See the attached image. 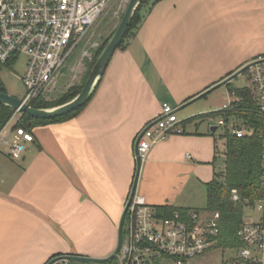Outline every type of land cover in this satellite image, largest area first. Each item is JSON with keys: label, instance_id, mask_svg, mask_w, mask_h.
Returning <instances> with one entry per match:
<instances>
[{"label": "crops", "instance_id": "0c3cea01", "mask_svg": "<svg viewBox=\"0 0 264 264\" xmlns=\"http://www.w3.org/2000/svg\"><path fill=\"white\" fill-rule=\"evenodd\" d=\"M259 56L264 0H158L76 116L33 127L18 160L0 150V264L112 253L136 173L134 136L163 103L177 111L208 98ZM206 100L140 165L135 190L158 209L205 207L220 154L217 118H198L214 112Z\"/></svg>", "mask_w": 264, "mask_h": 264}, {"label": "built area", "instance_id": "2783aa9c", "mask_svg": "<svg viewBox=\"0 0 264 264\" xmlns=\"http://www.w3.org/2000/svg\"><path fill=\"white\" fill-rule=\"evenodd\" d=\"M113 0H0V64H16L23 58V74L17 76L25 87L20 100L28 105L57 90L67 63ZM127 1V0H126ZM129 0L127 1L128 4ZM246 72V86L258 112L264 116V56L252 60ZM219 109H232L235 97ZM176 110L163 103L159 114L146 122L134 136L135 160L140 165L151 149L170 135L181 132ZM20 114L13 116L0 130V149L18 160L31 142V132L17 125ZM216 126L237 138L256 134L261 141L260 197L254 205L259 219L240 223V242L235 256L225 264H264V122L248 127L241 121L218 117ZM189 158V154H187ZM231 199H238L236 189ZM122 242L115 255L117 264H189L190 259L208 250L220 230V213L203 209L175 210L162 217L159 209L148 203L135 189L126 198ZM45 264H73L66 254L52 256Z\"/></svg>", "mask_w": 264, "mask_h": 264}, {"label": "trees", "instance_id": "16d2710c", "mask_svg": "<svg viewBox=\"0 0 264 264\" xmlns=\"http://www.w3.org/2000/svg\"><path fill=\"white\" fill-rule=\"evenodd\" d=\"M157 1L158 0L140 1L117 49H124L126 47L128 40L135 36L144 18ZM115 28L116 27H112L110 33L101 39L100 44L94 50L93 60L89 64L87 75L97 57L113 35ZM4 66L9 65L8 63L5 65L0 64V70ZM87 75L80 84L70 86L66 91L58 94L53 100L39 99L33 102L32 106L35 108H51L70 101L81 91ZM225 85L227 86L229 94L235 97V101L232 103L233 108L225 111L218 110L203 114L198 116V118L203 119L208 116H213L214 118L225 117L226 119L231 118L241 121L248 127H260L264 122V116L258 112L250 90L246 86H232L230 82ZM0 93H6L1 79ZM85 105L54 119H36L22 114L18 118L17 125L31 132L32 128L36 125L71 119L76 116ZM13 113L14 110L11 107L0 104V130ZM225 133L224 168L220 172H215L214 178L205 183L206 205L203 210L209 212L218 211L220 213V230L215 237V239H218L220 245L239 246L240 242L236 232L240 225L241 206L245 204L253 205L255 200L261 195L259 187L261 141L256 134L237 138L226 131ZM232 189H236L238 194V199L235 201L231 199ZM175 210L174 208H159L162 217L170 216ZM102 264H117L116 258L114 257L112 260Z\"/></svg>", "mask_w": 264, "mask_h": 264}, {"label": "rangeland", "instance_id": "374dc122", "mask_svg": "<svg viewBox=\"0 0 264 264\" xmlns=\"http://www.w3.org/2000/svg\"><path fill=\"white\" fill-rule=\"evenodd\" d=\"M127 1L113 0L98 19V21L93 25L91 30L84 38L83 42L74 51L71 61L67 63V66L64 70V75L60 79L57 90L50 96V100H53L58 94L66 91L70 86L80 84L84 80L88 73L89 64L93 60L94 50L100 44L101 39L110 33L112 27L117 26L126 9ZM22 74L23 58H20L16 64L4 66L0 70V79L6 93L17 99H21L25 95V87L17 77L21 76ZM230 83L235 87H243L249 86L250 82L246 72H243L232 79ZM212 87L213 86H211V88ZM228 93L227 86L221 85L215 88L214 92L210 91L206 95L208 98L202 97L186 104L183 107L177 106L176 116L179 120H182L195 114L203 113L200 110H204L203 108H206L208 105V100L206 99L212 100L214 102V111L222 109L224 107L223 105L227 104ZM191 112L196 113L187 115ZM18 116L20 117V114L16 115L14 118H17ZM215 136L218 140L220 148V154L218 155L215 162V171L220 172L224 168V145L226 143L225 127H218L216 129ZM0 150H6V146L3 145ZM205 205L206 202L204 201L201 206L204 207ZM259 215L260 213L254 204L242 205L240 223L255 221L259 219ZM238 249L239 246H222L218 242V239H214L213 245L202 254L190 259L189 264H225L235 256Z\"/></svg>", "mask_w": 264, "mask_h": 264}, {"label": "water", "instance_id": "95a60500", "mask_svg": "<svg viewBox=\"0 0 264 264\" xmlns=\"http://www.w3.org/2000/svg\"><path fill=\"white\" fill-rule=\"evenodd\" d=\"M141 0H129L126 9L123 13V16L119 23L117 24L115 31L111 38L109 39L108 43L104 47V49L101 51L99 56L97 57L95 63L93 64L85 83L81 89V91L70 101L55 106L51 108H35L31 105H28L26 103H23L20 99H17L13 97L12 95H9L7 93H0V104L6 105L11 107L14 111H18L20 115L26 114L27 116L31 118L36 119H54L59 116H63L83 105H85L90 97L92 96V93L95 90V87L97 86L100 77L102 76L106 66L108 65L113 53L116 51L119 43L123 39L127 27L130 24V21L132 19V16L139 5ZM248 65H245L226 77L225 79L221 80L220 82L213 85V87L207 89L202 94L208 93L210 90L215 89L221 85H225L228 82H230L232 79L243 73ZM217 126H212V130H216ZM140 168V163L138 160H136V173L134 177V181L131 187V192L134 191L135 185H136V179L138 176V171ZM126 206L124 207L123 213L120 217L119 223H118V229H117V243L114 251L110 253L108 256L103 258H93L89 256H83V255H77V254H67L66 257L73 263V264H102L105 262H108L112 260L115 255L118 253L121 242H122V226L125 216Z\"/></svg>", "mask_w": 264, "mask_h": 264}]
</instances>
